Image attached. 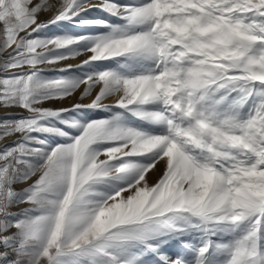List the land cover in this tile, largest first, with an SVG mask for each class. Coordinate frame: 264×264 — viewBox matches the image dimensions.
Wrapping results in <instances>:
<instances>
[{
	"label": "snow or ice",
	"instance_id": "snow-or-ice-1",
	"mask_svg": "<svg viewBox=\"0 0 264 264\" xmlns=\"http://www.w3.org/2000/svg\"><path fill=\"white\" fill-rule=\"evenodd\" d=\"M11 108L0 264H264V0H0Z\"/></svg>",
	"mask_w": 264,
	"mask_h": 264
},
{
	"label": "bare ground",
	"instance_id": "bare-ground-1",
	"mask_svg": "<svg viewBox=\"0 0 264 264\" xmlns=\"http://www.w3.org/2000/svg\"><path fill=\"white\" fill-rule=\"evenodd\" d=\"M48 17L47 16H41V19H47ZM83 59V57H79L75 60H70V61H66L64 62V64H67V63H71V64H79L81 62V60ZM64 64H61L59 65V67H63ZM44 67H47V66H44ZM51 75H59V73H51ZM80 90H78L79 92ZM82 94V92L80 91V95ZM88 100L85 99V103H87ZM66 105L67 104V100H65L63 103H56V104H53V105H46V106H52V107H56V108H59V107H67ZM20 112L21 110L19 108H11V109H0V115L3 114V112H11V113H16V112ZM162 167V165H161ZM158 173V172H157ZM159 175V173L157 175L155 174H152L151 175V181L155 180L157 178V176ZM155 178V179H154Z\"/></svg>",
	"mask_w": 264,
	"mask_h": 264
},
{
	"label": "rangeland",
	"instance_id": "rangeland-1",
	"mask_svg": "<svg viewBox=\"0 0 264 264\" xmlns=\"http://www.w3.org/2000/svg\"><path fill=\"white\" fill-rule=\"evenodd\" d=\"M83 57V56H82ZM85 57H83V59H84ZM79 98H80V91L79 92H77L75 95H74V97L72 98V99H67V104L68 105H66L67 107H70L73 103H75V102H78L79 101ZM85 102V101H84ZM21 112V111H20ZM19 111L18 112H16V113H14V114H17V113H20ZM103 115H105L104 113H97L96 114V116L98 117V116H103ZM158 173H155V175H157ZM158 177V176H157ZM155 179V178H154ZM156 180H157V178L155 179V180H153L152 182L153 183H155L156 182ZM18 187H26V185H19ZM27 205H21L20 207H26ZM19 209H16V208H14L13 209V211H18Z\"/></svg>",
	"mask_w": 264,
	"mask_h": 264
}]
</instances>
